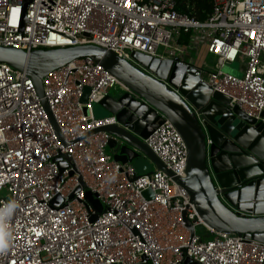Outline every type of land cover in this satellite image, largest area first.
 I'll return each mask as SVG.
<instances>
[{"label": "built area", "instance_id": "2783aa9c", "mask_svg": "<svg viewBox=\"0 0 264 264\" xmlns=\"http://www.w3.org/2000/svg\"><path fill=\"white\" fill-rule=\"evenodd\" d=\"M212 3L201 19L179 11L177 0H30L26 8L24 0H0V44L30 51L96 43L133 61L134 50L172 57L185 51L181 34L196 32L216 61L195 74L264 122V0ZM232 62L241 63L242 76L224 69ZM117 83L130 90L92 58L43 76L63 142L32 77L0 61V264H264V241L209 225L175 178L186 175L188 145L164 113L158 110L163 121L145 141L172 174L159 167L139 173L107 149L109 131L87 134L116 122L115 115L95 116L94 103Z\"/></svg>", "mask_w": 264, "mask_h": 264}, {"label": "water", "instance_id": "95a60500", "mask_svg": "<svg viewBox=\"0 0 264 264\" xmlns=\"http://www.w3.org/2000/svg\"><path fill=\"white\" fill-rule=\"evenodd\" d=\"M29 1L24 0V8ZM131 54L133 61L96 43L30 51L0 44V61L26 70L32 77L63 142L45 97L43 76L79 58H92L104 65L130 90L119 97L109 93L96 101L110 112L106 116H116V122L87 134L109 131V148L114 158L132 163L139 173L159 167L172 174L145 141L163 121L158 110L161 111L187 142L186 175L175 178L189 191L203 219L217 230L264 241V122L233 106L228 94L202 80L195 74L197 67L182 63L181 56L159 58L138 50ZM89 90L85 86L82 102L87 101ZM84 109L89 112L86 105ZM208 138L212 140L210 144ZM60 167L65 169L67 164L61 163ZM144 194L152 197L153 191L147 188ZM73 195L74 192L70 197ZM62 201L57 195L53 203L60 205ZM183 217L194 235L195 228L186 212Z\"/></svg>", "mask_w": 264, "mask_h": 264}, {"label": "rangeland", "instance_id": "374dc122", "mask_svg": "<svg viewBox=\"0 0 264 264\" xmlns=\"http://www.w3.org/2000/svg\"><path fill=\"white\" fill-rule=\"evenodd\" d=\"M160 52L167 53V51L164 49V47H161L160 48ZM190 54L191 55H189V54L188 55L189 56H193V57H196L197 56V53H196L195 50L192 51ZM208 57L212 61V59H213V58H211L212 56L209 55ZM214 64H215V61H212L210 63V66L209 67L210 68H213L214 67ZM240 67H241V63L240 62H232V63H227L224 66V69L226 71H230V72H233L235 74H238V75L242 76L243 75V71H242V69ZM109 91H110V94H112V95H114L116 97H119V95H121L124 91H126V89L124 87H122L121 84L117 83L114 87L110 88ZM94 114L97 117H104V116L110 114V112L104 106H102V105H100L99 103L96 102L95 105H94ZM200 119H201V116H200ZM107 149L110 151V148L109 147H107ZM86 194H87V198L90 201L92 200V202L95 204V207H96V209L98 211L103 210L104 205L102 203V200L97 195H95L89 189L86 191ZM197 231L199 233H204L205 232V226L204 225H198L197 226Z\"/></svg>", "mask_w": 264, "mask_h": 264}, {"label": "crops", "instance_id": "0c3cea01", "mask_svg": "<svg viewBox=\"0 0 264 264\" xmlns=\"http://www.w3.org/2000/svg\"><path fill=\"white\" fill-rule=\"evenodd\" d=\"M183 46H185V51L177 50L175 55L181 56L183 59H186L188 62L193 61V64L197 68H203L204 70L211 69L210 63L216 61V56L209 51L208 49V40L201 34L192 32L188 33L187 38L182 40ZM196 51L197 56H189L192 51ZM189 54V55H188ZM209 55L213 58L212 61L209 59Z\"/></svg>", "mask_w": 264, "mask_h": 264}, {"label": "trees", "instance_id": "16d2710c", "mask_svg": "<svg viewBox=\"0 0 264 264\" xmlns=\"http://www.w3.org/2000/svg\"><path fill=\"white\" fill-rule=\"evenodd\" d=\"M212 6V0H177L179 11L195 15L201 19L207 17L212 11ZM187 36L188 33L181 34L179 41L181 42L184 38L186 39Z\"/></svg>", "mask_w": 264, "mask_h": 264}, {"label": "clouds", "instance_id": "9594fccd", "mask_svg": "<svg viewBox=\"0 0 264 264\" xmlns=\"http://www.w3.org/2000/svg\"><path fill=\"white\" fill-rule=\"evenodd\" d=\"M5 247H6V244L2 240H0V250H2Z\"/></svg>", "mask_w": 264, "mask_h": 264}]
</instances>
